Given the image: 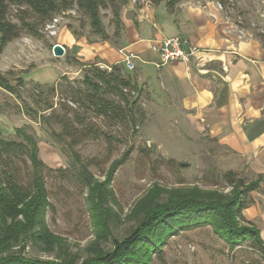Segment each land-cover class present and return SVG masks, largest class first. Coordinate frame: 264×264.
Here are the masks:
<instances>
[{
    "label": "rangeland",
    "instance_id": "374dc122",
    "mask_svg": "<svg viewBox=\"0 0 264 264\" xmlns=\"http://www.w3.org/2000/svg\"><path fill=\"white\" fill-rule=\"evenodd\" d=\"M196 1L200 4L214 3L243 36H253L264 46V0ZM151 4L149 0H130L127 6L122 7L121 17L124 18L127 12L128 15L132 13L130 8L138 10ZM14 14H17L15 7L12 20L17 22ZM112 14L111 8L102 10L105 30L110 36L106 42L109 43H115L117 39L113 35L115 26L111 23ZM56 19L59 21L54 24L56 35H51V30L47 31L46 27L41 30V38L25 33L11 42L0 55V74L7 77L16 89L20 88V95H12L0 87V138L20 140L16 130L28 126V132L38 142L40 159L52 169H64L68 167L67 158L62 152L63 145H58L53 139L52 128L31 120L25 112L45 111V101L47 104L53 102L57 110L63 103L77 110L78 105L64 97V87H59L51 97L44 90L45 101L36 104L34 95L39 92L36 86H43L44 89L55 86L62 75L72 81L82 80L81 66L70 58V34L77 40L85 38L88 43L103 41L92 33L88 19L76 8ZM58 43L68 47L62 58L53 55V47ZM124 71V76L132 79ZM19 78L23 85H17ZM56 78L58 81L54 84ZM140 104L143 116L136 126L130 124L109 128L110 133L121 137L120 143L114 139L115 151L109 162L120 159L124 152L130 151L127 161L116 170L112 179L106 177L109 162L100 168L109 156V144L102 138L87 141L78 148L82 167L87 168L96 180L93 188L90 189L81 180V171H63V176L53 174L46 179V186L53 193L46 222L52 234L54 250L48 253L30 244L27 255L55 260L61 254L70 262H83L111 251L114 240L121 241L131 235L157 207L175 204L179 196L192 193L191 190L197 188L217 194H233V189L227 188L222 174L205 170L201 161L195 158L193 152L197 150L196 144H176L174 136L177 130L174 128H155L154 122L146 127L148 111L142 98ZM44 114L48 116L49 112ZM91 117L100 127L107 125L102 117L92 114ZM53 129L60 131L56 125ZM55 155H58L59 161H55ZM194 194L199 195L197 191ZM166 244L163 248L166 264H257L254 263L257 255L249 245L231 250L208 226L180 231Z\"/></svg>",
    "mask_w": 264,
    "mask_h": 264
},
{
    "label": "trees",
    "instance_id": "16d2710c",
    "mask_svg": "<svg viewBox=\"0 0 264 264\" xmlns=\"http://www.w3.org/2000/svg\"><path fill=\"white\" fill-rule=\"evenodd\" d=\"M129 1L0 0V55L11 42L20 39L25 33L41 38L44 27L50 25L57 16H65L74 8L88 19L92 33L101 37L103 42L109 41L110 36L105 30L102 10L111 8V23L115 26L113 35L120 39L124 30L121 11ZM163 1L171 3L179 0H149L152 5ZM14 7L17 8V14H14L17 22L12 20ZM97 64H79L83 75L81 81H72L64 75L55 86L46 89L36 86L39 89L34 95L36 104L44 100V90L51 97L59 87H64V97L78 105L77 110L65 103L57 110L53 102L47 104L44 100L45 111L25 112L31 120L40 121L52 128L53 139L58 145H63L67 168L52 169L40 159L38 142L28 132V126L16 130L20 140L7 141L0 138V264H166L163 248L167 241L180 231L204 226L211 228L231 250L249 245L257 255L254 263L262 264L264 241L254 227L244 224L242 214L248 206V188L233 173L223 175L227 188H232L233 194H217L197 188L191 190L192 193L179 196L175 204L157 207L131 235L121 241L114 240L111 251L96 257L83 262H70L61 254L55 260L27 255L30 244L48 253L54 250V241L46 222L53 193L47 188L46 179L53 174L63 176V171H81V180L90 189L93 188L96 180L87 168L82 167L78 148L87 141L102 138L109 144V156L102 162V168L113 158L114 139L118 143L121 139L110 133L109 128L130 124L136 126V122L143 116L140 104L142 90L133 79L124 76V67L114 65L109 71L102 70ZM16 82L17 85H23L20 78ZM0 87L12 95H20V88L17 87L18 92L2 74ZM45 112H49L48 116ZM91 114L102 117L107 125L100 127L93 121L95 118ZM54 125L60 128L59 132L53 129ZM129 153L127 150L120 159L109 162L108 179H112L116 170L127 161ZM195 191L199 193L198 196L194 194Z\"/></svg>",
    "mask_w": 264,
    "mask_h": 264
},
{
    "label": "crops",
    "instance_id": "0c3cea01",
    "mask_svg": "<svg viewBox=\"0 0 264 264\" xmlns=\"http://www.w3.org/2000/svg\"><path fill=\"white\" fill-rule=\"evenodd\" d=\"M129 11L115 43L70 34L71 48L58 44L78 64L123 66L142 90L146 127L176 129L175 143L196 144L193 154L205 170L243 181L244 224L264 241V46L243 36L214 3L163 1ZM173 37L183 40L184 50L195 49L189 63L162 60L159 43ZM131 53L133 70L125 61Z\"/></svg>",
    "mask_w": 264,
    "mask_h": 264
},
{
    "label": "built area",
    "instance_id": "2783aa9c",
    "mask_svg": "<svg viewBox=\"0 0 264 264\" xmlns=\"http://www.w3.org/2000/svg\"><path fill=\"white\" fill-rule=\"evenodd\" d=\"M58 19H55L53 23L48 25L46 27L47 31L51 30V35H56L55 23H58ZM159 49H160V55L162 57V60L165 63L168 62H174V61H180L183 63H189L193 57L196 54L195 49H191L189 51L184 50L183 47V40L179 37H173V38H164L163 40L160 41L159 43ZM136 56L134 54H127L125 56V61L127 63L128 68L131 70L134 69V59ZM102 69L105 70H111L110 67H103Z\"/></svg>",
    "mask_w": 264,
    "mask_h": 264
},
{
    "label": "water",
    "instance_id": "95a60500",
    "mask_svg": "<svg viewBox=\"0 0 264 264\" xmlns=\"http://www.w3.org/2000/svg\"><path fill=\"white\" fill-rule=\"evenodd\" d=\"M66 54V48L61 44H55L53 47V55L56 58H62Z\"/></svg>",
    "mask_w": 264,
    "mask_h": 264
}]
</instances>
